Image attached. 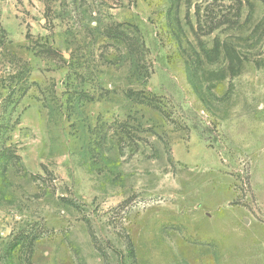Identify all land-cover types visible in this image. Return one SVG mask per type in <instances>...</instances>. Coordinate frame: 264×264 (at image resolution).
<instances>
[{"label": "rangeland", "instance_id": "374dc122", "mask_svg": "<svg viewBox=\"0 0 264 264\" xmlns=\"http://www.w3.org/2000/svg\"><path fill=\"white\" fill-rule=\"evenodd\" d=\"M0 264H264V0H0Z\"/></svg>", "mask_w": 264, "mask_h": 264}]
</instances>
